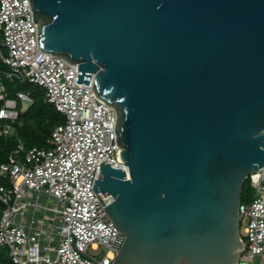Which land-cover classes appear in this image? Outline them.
I'll return each instance as SVG.
<instances>
[{"label":"water","instance_id":"water-1","mask_svg":"<svg viewBox=\"0 0 264 264\" xmlns=\"http://www.w3.org/2000/svg\"><path fill=\"white\" fill-rule=\"evenodd\" d=\"M39 46L116 109L94 189L125 234L114 264H237L264 165V0H30Z\"/></svg>","mask_w":264,"mask_h":264},{"label":"built area","instance_id":"built-area-1","mask_svg":"<svg viewBox=\"0 0 264 264\" xmlns=\"http://www.w3.org/2000/svg\"><path fill=\"white\" fill-rule=\"evenodd\" d=\"M0 32V134H14L20 108L33 102L30 90L9 95L5 78L40 86L64 116L47 146L27 148L19 138L0 160V248L8 249L0 264H114L125 234L105 208L112 194L93 186L100 163L125 164L116 109L92 90L94 76L77 82L78 62L39 46L30 0H0ZM247 179L257 196L239 203V234L251 240L237 264H264V165Z\"/></svg>","mask_w":264,"mask_h":264},{"label":"trees","instance_id":"trees-1","mask_svg":"<svg viewBox=\"0 0 264 264\" xmlns=\"http://www.w3.org/2000/svg\"><path fill=\"white\" fill-rule=\"evenodd\" d=\"M6 66L0 60V70L6 68ZM4 83L9 95H14L18 89L30 90L33 102L24 110L20 108L19 115L13 122L14 134H0V160L6 159L8 152L12 147L16 146L19 138L23 140L27 148L34 145H48V139L53 128L64 121V116L61 115L56 106L45 99L44 89L40 86L34 85L27 80L21 81L19 79H4ZM1 104L2 101L0 100V106ZM19 107H21V103H19ZM247 183H249V180L246 178L243 186L242 200L248 199L244 194ZM0 205L2 204L0 203ZM5 259L7 258L5 257ZM8 263L13 264L11 260Z\"/></svg>","mask_w":264,"mask_h":264},{"label":"rangeland","instance_id":"rangeland-1","mask_svg":"<svg viewBox=\"0 0 264 264\" xmlns=\"http://www.w3.org/2000/svg\"><path fill=\"white\" fill-rule=\"evenodd\" d=\"M33 84H34V83H33ZM34 85H36V84H34ZM44 146H47V145H44ZM244 194H245V196H246L247 198H254L255 196H257L256 188L253 187V186H251L249 183H247L246 186H245ZM41 200H42L43 202H48V203H52V201H53L51 198L47 197L46 195H43V196L41 197ZM101 250H102V249H101ZM101 250H98V252L101 251ZM0 251H5V254L8 255V249H7L6 247L0 248ZM100 253H101V252H100ZM9 260H10V259L7 258V259H5L4 261L8 263ZM8 264H9V263H8Z\"/></svg>","mask_w":264,"mask_h":264},{"label":"crops","instance_id":"crops-1","mask_svg":"<svg viewBox=\"0 0 264 264\" xmlns=\"http://www.w3.org/2000/svg\"><path fill=\"white\" fill-rule=\"evenodd\" d=\"M6 67H7V66H6ZM5 79H7V78H5ZM30 104H31V103H30ZM30 104L27 105V108H28V106H29Z\"/></svg>","mask_w":264,"mask_h":264}]
</instances>
